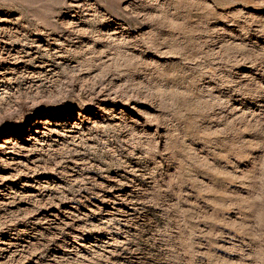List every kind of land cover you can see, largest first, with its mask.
I'll list each match as a JSON object with an SVG mask.
<instances>
[{
    "label": "rangeland",
    "instance_id": "374dc122",
    "mask_svg": "<svg viewBox=\"0 0 264 264\" xmlns=\"http://www.w3.org/2000/svg\"><path fill=\"white\" fill-rule=\"evenodd\" d=\"M0 264H264V0H0Z\"/></svg>",
    "mask_w": 264,
    "mask_h": 264
}]
</instances>
